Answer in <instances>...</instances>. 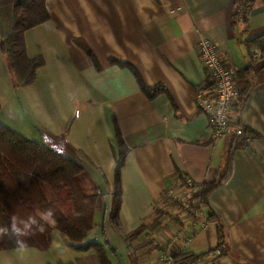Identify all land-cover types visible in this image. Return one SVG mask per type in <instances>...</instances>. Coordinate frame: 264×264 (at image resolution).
Returning a JSON list of instances; mask_svg holds the SVG:
<instances>
[{"label":"crops","instance_id":"0c3cea01","mask_svg":"<svg viewBox=\"0 0 264 264\" xmlns=\"http://www.w3.org/2000/svg\"><path fill=\"white\" fill-rule=\"evenodd\" d=\"M19 1L0 0V40ZM232 1L45 0L49 19L24 35L28 56L45 62L29 85L16 81L0 49V122L84 168L100 194L93 228L101 221L103 231L108 225L124 242L123 264H159L173 234L178 236L170 251L183 245L178 218L164 219L157 232L147 231L135 241L125 239L172 204L166 190L176 168L201 187L219 179L228 161L229 176L207 197L224 236L219 254L207 258L219 264H264V57L252 60L246 45L264 35V0H256L246 21L234 26ZM201 35L217 42L220 58L237 67L247 88L245 103L231 117L260 136L242 148L231 149V136L213 140L208 117L198 109L196 86L205 79L196 52ZM135 73L145 87L160 91L147 97ZM116 128L127 148L118 226L109 220L119 151ZM202 210L208 214V208ZM218 236L209 222L183 249L205 253L218 244ZM110 250L111 257L117 255Z\"/></svg>","mask_w":264,"mask_h":264},{"label":"trees","instance_id":"16d2710c","mask_svg":"<svg viewBox=\"0 0 264 264\" xmlns=\"http://www.w3.org/2000/svg\"><path fill=\"white\" fill-rule=\"evenodd\" d=\"M256 0H233L231 8V25L246 21ZM45 0H23L16 2L12 9L9 31L0 40V49L8 57L10 67L16 81L22 85L31 84L36 78L37 70L44 65L42 56L29 57L26 52L25 32L49 19ZM249 50H258L264 57V35L247 41ZM91 62L97 67L96 58L89 49H85ZM110 63L119 66L126 64L118 59H110ZM136 75V73H135ZM140 88L152 98L160 88L145 87L136 75ZM239 104L235 111H239L245 103L247 88L240 81L238 72ZM1 107V105H0ZM232 123L239 125L238 119ZM244 132L249 136L258 137L260 134L244 126ZM118 155L114 162L113 185L111 190V209L109 220L119 225L118 212L121 201L120 171L124 165L127 148L123 143L119 130L116 128ZM231 149L242 148L248 142L242 137L232 136ZM232 151L229 153L231 156ZM230 161L221 177L217 180L204 182L197 194L190 199L196 200L200 206L208 208L207 219L217 227L220 241L205 253L196 254L190 250L181 249L174 252L175 262L195 264L201 259L218 252L223 244V225L218 216L208 204V195L218 188L230 174ZM171 180H183L185 175L178 168L170 174ZM89 176L84 168L74 159L64 156L47 145L33 141L14 131L0 122V225L7 226L13 215L27 217L36 215L44 209L55 210L56 224L49 227L43 234L24 238L22 244L15 239L4 236L0 238V250L19 246L35 245L46 250L52 242L54 231L62 237L76 244L79 248H94L101 264H111L107 256L106 246L97 242L86 241L93 229V217L96 209L99 190L94 193L86 192L85 185ZM42 183L50 186L53 198H48L42 189ZM196 185V184H195ZM197 186V185H196ZM163 211H159L150 222L143 221L135 229L125 235L127 241H135L147 231L157 232L162 227ZM109 249L115 250L107 240Z\"/></svg>","mask_w":264,"mask_h":264},{"label":"built area","instance_id":"2783aa9c","mask_svg":"<svg viewBox=\"0 0 264 264\" xmlns=\"http://www.w3.org/2000/svg\"><path fill=\"white\" fill-rule=\"evenodd\" d=\"M196 52L205 72L204 81L196 86V103L198 109L208 117L212 139L238 136L248 142L249 136L244 132V125L233 124L231 117L239 104L237 67L231 62L222 61L217 42L205 35L199 37ZM259 56L258 50H252V60H257ZM200 189V186H196L190 178L185 176L183 180L170 179L166 190V199L169 203H176L175 215L183 223L180 230L185 233L182 249L192 240L196 229L205 228L209 223L202 206L196 200L192 201V206L190 204L191 197ZM177 236L178 234H173L166 250L159 254V264H182L175 262L173 258L174 252L181 248L174 252L170 251ZM195 264H219V262L216 258H204Z\"/></svg>","mask_w":264,"mask_h":264},{"label":"rangeland","instance_id":"374dc122","mask_svg":"<svg viewBox=\"0 0 264 264\" xmlns=\"http://www.w3.org/2000/svg\"><path fill=\"white\" fill-rule=\"evenodd\" d=\"M42 189H44L48 198H53V192L50 186L42 183ZM85 190L89 193L96 191L90 179L85 185ZM175 206L176 203L167 204V209L162 210L164 213L163 220H167L168 218V221H176L177 218L179 219L178 216H174ZM95 222L97 223L98 220L96 219ZM97 225L96 229L93 228L95 232L84 243L91 241L103 244L106 246L107 256L110 259L113 258L114 262L117 263L118 261L123 264L122 259L126 256L124 242L112 236L111 228L108 225L105 226L104 231L101 221ZM104 233L107 235L110 243L115 247L117 255L113 254L111 257L112 252L105 243L106 236ZM63 238L58 231H54L52 242L46 250H42L35 245L2 249L0 250V264H101L98 253L93 247L87 249L79 248L76 244Z\"/></svg>","mask_w":264,"mask_h":264},{"label":"clouds","instance_id":"9594fccd","mask_svg":"<svg viewBox=\"0 0 264 264\" xmlns=\"http://www.w3.org/2000/svg\"><path fill=\"white\" fill-rule=\"evenodd\" d=\"M56 224L55 210L47 208L36 215L21 217L13 215L7 226L0 225V238L8 236L22 244L24 238L43 234L49 227Z\"/></svg>","mask_w":264,"mask_h":264}]
</instances>
